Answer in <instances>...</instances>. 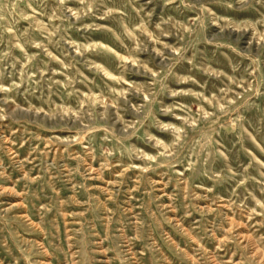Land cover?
Here are the masks:
<instances>
[{
  "label": "rangeland",
  "instance_id": "obj_1",
  "mask_svg": "<svg viewBox=\"0 0 264 264\" xmlns=\"http://www.w3.org/2000/svg\"><path fill=\"white\" fill-rule=\"evenodd\" d=\"M0 264H264V0H0Z\"/></svg>",
  "mask_w": 264,
  "mask_h": 264
}]
</instances>
